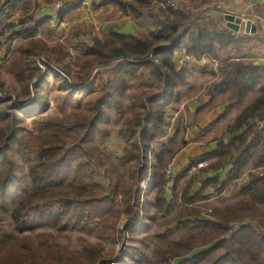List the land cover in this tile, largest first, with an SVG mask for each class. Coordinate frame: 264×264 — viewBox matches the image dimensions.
<instances>
[{"label": "trees", "instance_id": "trees-1", "mask_svg": "<svg viewBox=\"0 0 264 264\" xmlns=\"http://www.w3.org/2000/svg\"><path fill=\"white\" fill-rule=\"evenodd\" d=\"M12 2L9 0L10 4ZM158 2L164 5V9L155 32L138 36L112 33L105 40L94 38L90 46H83V54L89 58L84 61V69L76 80L73 83L66 81L68 89L74 85L73 92H91V70L98 65L112 66L107 79L100 80L98 94L87 110L51 117L41 122L36 134L19 137L16 134L18 116L31 118L44 110L36 105V99L13 107L12 123L6 126L9 133L3 134L4 140L0 142V163H7L15 150L16 158L29 164L30 195L27 200L31 203L53 202L57 208L51 214L58 221L78 227L100 223L106 230L123 219V230L133 231L132 237L140 231L136 228L145 220L142 213L145 195L139 191L140 184L153 167L157 169L158 165H165V156L174 151L171 144L175 138L163 144L156 154L152 152L153 143L165 125L167 109L179 99L176 88L186 70L184 66L177 67L175 62L174 53L179 50L176 35L188 31L193 22L192 16L183 8L174 9L168 0ZM212 3L213 0L207 5ZM116 4L124 16L139 20L143 17L140 9L149 7L151 0H127ZM7 6L9 4L5 2V9ZM74 6L58 11V18ZM254 13L264 18V9L256 7ZM46 21L28 17L16 25L6 24L9 30L7 52L15 40L36 36ZM28 22L33 23V28L26 30ZM14 28H18L17 32L11 33ZM197 31L191 35L190 45L185 49L186 54L196 59L209 56L216 60L217 47L236 44V36L224 31ZM141 68L150 69L157 83L150 93L128 95L130 114L120 128L121 156L111 158L101 149L110 136L107 127L109 111L113 109L117 114H123L121 99L130 90V81L136 78ZM220 73L221 89H231L229 101L233 105H242L254 89L258 96L226 127L227 139L216 141L212 153L192 163L191 167L196 168L199 163L208 162L207 167L201 169L202 173H214L230 166V172L222 181L216 176L209 177L197 191H193L195 179L190 178L180 194H174L169 200L163 190L166 177L162 172L155 176L154 203L146 211L154 210L153 214L166 218L170 216L161 227L173 225L155 237L159 243L155 246V253L161 264H264V175H251L238 193L241 199L230 206L210 210L200 206L209 190L222 192L250 163L253 162L254 169L264 165V67L236 61L222 67ZM2 88L0 82V93ZM25 90L29 98V87L26 86ZM7 109L6 100L0 97V118ZM149 154H153L156 165L151 164ZM14 165L15 162H9L7 168L10 172L6 171L0 178V199L4 197ZM96 171L101 172L104 184L97 180ZM184 175L175 178V185ZM22 208L24 210L25 206L18 208V212ZM179 230L187 231L177 239L169 240L172 232ZM39 237L44 241L56 240L50 234ZM0 264L110 263L104 260L97 246L85 243L79 251L46 243L31 247L0 226Z\"/></svg>", "mask_w": 264, "mask_h": 264}, {"label": "rangeland", "instance_id": "rangeland-1", "mask_svg": "<svg viewBox=\"0 0 264 264\" xmlns=\"http://www.w3.org/2000/svg\"><path fill=\"white\" fill-rule=\"evenodd\" d=\"M80 1L81 0H73L72 2L76 5ZM151 1H153L150 5L151 9L146 7L147 9L145 10L150 15L148 20L135 23V25L138 24L140 26L139 29H142V31L145 30L144 34L157 30V23L162 15L163 8L160 7L158 0ZM210 1L212 0L175 1L174 9L183 8L192 16L191 19H194V21L191 22L188 31L184 34L177 33L176 35L178 38L176 41L179 44V50H176L174 53L176 57L175 62L177 63V67L184 66L186 70L183 80L178 82L176 88L179 92V99L167 109V113H172V108L197 97L202 94V92L207 96H211L215 90L223 88L220 82L221 69L219 68L224 66L220 65L219 61L211 62L210 60H205L204 63H198V59L192 55L186 54L185 51L187 46L190 45L191 35L197 34L198 29H204L212 33L225 30L224 21L222 20L216 23L212 17H207V20H201L198 17V13L202 11V9L211 5H207ZM90 5V10L93 14L88 20L87 25H81L74 29L65 28L55 33L48 31L45 32L44 35H41L40 38H36V36L28 39L20 38L19 41L11 44L9 52L4 53V58L2 60L5 59L6 62L4 63L1 60L2 62L0 64V82L3 87L0 97L6 100L8 109L0 118V142L4 140L2 135L9 133V129H7L6 126L11 125L12 110L15 109L13 107H16L15 105L19 103L21 105H26L29 100L36 99L34 100L36 105L44 110L42 114H33L34 116L31 118H27L23 115L18 116L20 119L16 125V134L19 137H28L36 134L39 131L41 122L51 117L63 116L73 111H85L92 104L93 99L98 94L100 80L107 79L112 71V66L98 65L91 70L90 79L93 84L91 92L84 93L81 90L73 92V89L76 87L72 85L71 89H68L66 81L73 83L78 77V73L84 69V61L89 57L83 54V46H90L94 38L105 40L110 34L115 33L111 32V30L117 28V26L109 27L110 32L107 31L108 29L103 31L102 26L109 22L106 17H109L110 13L105 15L104 12H99V8L96 9V7H98L95 6L96 4L92 5L91 2ZM199 6L201 7L199 8ZM21 18L26 19L28 17H19L17 20ZM198 20L201 21L197 22ZM130 21L135 22L132 18ZM5 29V25L0 27V36L6 37L5 35H1ZM133 32L135 33V30H133ZM139 32L141 31H136V33ZM128 33H132V30L127 31V34ZM5 45V49L7 50V43ZM231 47V49H234L231 54H228V52L227 54L216 53L218 57L222 55L220 59L225 65H227V60L224 58L230 59V56H232L234 59L238 58L237 61L245 63V65L260 63L259 65L264 67V28L260 27L257 34L252 36H237L236 44ZM228 49L230 48H227L226 51H228ZM257 54L259 56H256ZM186 56H192L193 59H186ZM180 60L185 61L182 66L178 64ZM259 65L256 64L255 66ZM217 74L219 75L218 78L216 77ZM37 79L38 81L34 84ZM156 83V78L150 74V69L148 68H141L136 78L130 81V90L126 92L121 99L123 114H117L113 109L109 111L107 127L110 130V136L101 145L104 154L111 158L121 156L123 141L120 136V128L124 118L130 114L128 95L130 93H150L155 89ZM26 86L29 87L30 99L25 95ZM230 95L231 89H220L216 97L224 99V103L227 105V103H230ZM257 96V90L249 93L244 103H251ZM229 105L233 104L230 103ZM176 134L171 139V135L164 137L163 141L165 140V143L170 142L172 139L176 138ZM174 141L175 140H173V143ZM160 142H156V144ZM173 143L171 146L173 147L174 145L176 149L178 144ZM158 147L159 146L154 145V150L152 151L154 154H156ZM175 149H173L172 155L165 156V165L159 166L157 164L158 167L156 170L158 176L162 173L164 174L167 165L173 159V155L176 151ZM13 154V156H9V161L7 163H0V178H2L5 176L6 171L10 172L7 168L8 163L15 162L12 168V177L7 189H5L3 193L4 197L0 199V226L2 229L17 236L22 243L31 247L46 243L57 244L70 251H79L84 248L85 243H88L99 247L102 251L104 260L110 264H161L160 259L155 253V246L159 244L156 242L155 237L163 234L166 229H171L173 227V225L167 228L161 227L162 223L170 216L166 218L162 215L153 214L154 210L148 212V209L146 213L142 210L145 220L139 223L136 229L140 228V231L133 237L131 236L133 231L127 232L123 230L125 224L123 219L120 220L115 227H109L106 230L101 228L100 223L78 227L71 223L58 221L54 219L51 214V212H54L57 208L53 202L41 201L31 203L27 200L30 195V180L27 178L29 164L19 161L15 156V150ZM152 158L153 154H149V160H152L151 164H156L155 160ZM189 169L190 165L179 167L178 170H176V178L184 175L185 171ZM179 171L180 174H178ZM96 173L97 180L102 183L103 178L101 172L96 171ZM251 175H256L257 177L263 176L264 165L254 169L253 162L250 163L241 176L227 186L222 192H217L213 189L209 190L205 202L201 203L200 206L204 210H210L212 208L230 206L239 201L241 197H239L238 193L241 187L248 183ZM182 185L183 182L179 183L178 186L175 185L173 195L180 194L183 190ZM140 188L144 192L145 188L141 186ZM225 191L226 193L222 195ZM153 194L154 196L152 199L155 198L156 190L153 191ZM148 203H152V201ZM23 205L25 209L23 210L22 208V210L18 212L17 209ZM186 231L187 230H179L172 232L169 240L177 239ZM41 234H50L55 236L56 240L44 241L39 237Z\"/></svg>", "mask_w": 264, "mask_h": 264}, {"label": "crops", "instance_id": "crops-1", "mask_svg": "<svg viewBox=\"0 0 264 264\" xmlns=\"http://www.w3.org/2000/svg\"><path fill=\"white\" fill-rule=\"evenodd\" d=\"M3 1L8 2L9 6H7L5 10H0V27L6 24L16 25L18 21L22 19L21 18L20 20H17L19 17H31L34 20H47L46 23L41 27L39 33L36 35V38H40L41 35H44L45 32L48 31L55 33L65 28L74 29L75 27L81 25H87L88 20L93 14L90 10L91 2L92 5L96 4L95 6H98L96 7V9L99 8L100 13L104 12L105 15L110 13V16L106 17L109 22L102 26L103 31L108 29L107 31L110 32L109 27L117 26V28L112 29L111 32H117L123 35L129 34L138 36L139 34L145 33V30L142 31V29H139L140 26L138 24L135 25V23L147 21L150 15L145 10L147 8L151 9L150 6L147 8H141L140 12L143 17L139 20H135L132 18V20L135 22H131V18L129 16H124L119 10L118 5L116 4L117 2H126L127 0H81L71 10H69L67 14L63 15L62 18H58V12H53L48 7L54 0H13L12 4L9 3V0ZM152 3L153 1H151V4ZM256 7H259L262 10L264 9V5H262L260 0H213V3L209 7L202 9V11L198 13L199 15H197L201 20H207V17H212L213 20L216 21V23H219L220 20L224 21L223 14L225 13L237 15L242 17L243 19L254 20L258 32L260 27L264 28V18H261L254 13ZM200 21L198 20L197 22ZM17 30L18 28H14L11 33L17 32ZM130 30H132V33L127 34V31ZM133 30H135V33L133 32ZM136 31L141 32L136 33ZM224 32L231 35H236V37L239 35L243 37L249 36L243 32L242 27L240 28L238 33H233L226 27ZM6 38L7 36L0 37V64L2 61L4 63L6 62L5 59L2 60L4 58V53L7 52V50L5 49ZM19 40L20 39H17L13 43H16ZM227 48L230 49L226 51ZM231 48V46L226 48L217 47L216 53L227 54L228 52V54H231V52H233L234 50ZM220 56L222 57V55H219L218 59L216 60L210 58L209 56H203L198 59L197 62L204 63L205 60H210L211 62L219 61L220 65L225 66L224 62L221 61ZM256 56L259 55L257 54ZM230 57V59L224 58L227 60V64L232 61L238 60V58L234 59V57ZM254 64L259 65L260 63ZM219 69L222 70V68ZM216 77L218 78L219 75L217 74ZM220 89L221 88L215 90V92L211 96H207L202 92V94L198 95L197 97L185 101L184 103L179 104L177 107L172 108V113L169 112L166 115L165 125L158 138L159 141L156 140L153 143V149L154 145L159 146V149L163 144H165V140L163 141L164 137L171 135V139L176 133H178L176 134V138L173 143H177L178 147L176 149L174 145L172 147L176 150L175 154L173 155V158L175 159V170H178L179 167H186L188 165H190V169L188 171H185V175L183 176V178H181V180H179L177 186L179 185V183L183 182V188L185 183L190 178H194L195 182L193 185V191H197L201 187L203 181H205L209 177L216 176L218 177L219 181H222L230 172V166H226L224 169H221L214 173H202L201 169H205L207 166L200 169L191 167L192 163L196 159L205 154H210L215 150L216 141L220 139H227L228 136L225 133L226 127L233 122V120L239 115V113L245 106L250 104H245V101H243L242 105L240 106L229 105L230 103H227L226 105L224 103V99L216 97L220 92ZM253 91H256V89L252 90V92ZM156 142L160 143L156 144ZM206 163L208 165V162ZM155 176L158 175L156 174V168L153 167L149 175L144 180L146 182L144 192L143 190L139 189L140 193H144L145 195L143 201L144 211H146L147 207L154 202V199H152V197L154 196L153 191L155 190V188L153 187V182L156 179ZM225 193L226 191L222 193V195ZM147 201H152V203H148Z\"/></svg>", "mask_w": 264, "mask_h": 264}, {"label": "built area", "instance_id": "built-area-1", "mask_svg": "<svg viewBox=\"0 0 264 264\" xmlns=\"http://www.w3.org/2000/svg\"><path fill=\"white\" fill-rule=\"evenodd\" d=\"M73 0H54L51 5L49 6V8L51 9V11L53 12H58L60 10H62L63 8L65 7H70L72 5H75L73 2ZM175 1L176 0H168V4L171 5V6H175ZM260 2L262 3V5H264V0H260ZM160 7L164 9V5L162 3H160ZM5 9V2L2 1L0 2V10H3ZM254 22V20H251ZM33 28V23L32 22H28L26 23L25 25V29L28 30V29H32ZM9 34V31L7 29H5L3 31V35L7 36ZM0 37H3V36H0ZM186 59H193L192 56H186L185 57ZM185 61L183 60H180L178 62L179 65H183ZM177 64V63H176ZM224 144L226 145L227 144V140H225ZM207 166V163H199L197 165V168L200 169V168H204ZM180 174V171L179 173ZM164 175L166 177V184H165V187H164V196L166 199H170L171 196L173 195V190H174V187H175V178H176V175H177V171L175 170V160L174 158L169 162V164L167 165L165 171H164ZM145 182L143 181L140 186L141 187H145Z\"/></svg>", "mask_w": 264, "mask_h": 264}, {"label": "water", "instance_id": "water-1", "mask_svg": "<svg viewBox=\"0 0 264 264\" xmlns=\"http://www.w3.org/2000/svg\"><path fill=\"white\" fill-rule=\"evenodd\" d=\"M223 20L225 27L233 33H238L241 27L246 35H255L257 33V27L251 19H243L240 16L225 13L223 14Z\"/></svg>", "mask_w": 264, "mask_h": 264}]
</instances>
